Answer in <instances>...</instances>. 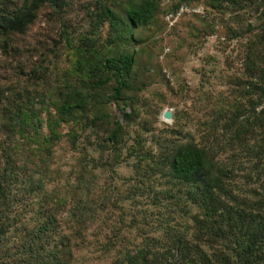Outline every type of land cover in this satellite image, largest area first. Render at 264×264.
I'll return each instance as SVG.
<instances>
[{
	"label": "trees",
	"instance_id": "obj_1",
	"mask_svg": "<svg viewBox=\"0 0 264 264\" xmlns=\"http://www.w3.org/2000/svg\"><path fill=\"white\" fill-rule=\"evenodd\" d=\"M107 1H100L90 17L92 36L108 28L107 43L112 47L104 52L94 38L73 43L60 15L63 0H0V48L5 53L13 36L26 34L39 13L50 6L59 19L60 40L75 55L57 88L49 84L48 68L39 65L31 70L55 106L49 137L43 134L37 114L26 113L6 96L7 91L23 95V88L0 92V150L4 151L0 157V264H71V240L58 238L61 216L66 212L79 234L97 219L100 202L91 195V186L82 182L84 173L113 169L122 162L123 151L126 159L137 158L136 172L145 179L141 183L156 193L153 207L158 222L139 244L119 249L120 254L104 264H264V0H206L216 11L248 7L258 17L257 25L248 23L243 30L248 39L242 69L227 81L233 102L225 98L211 112L212 119L199 122L194 132L184 134L176 122L170 134L152 133L154 153L143 149L139 134L129 137L133 118L140 114L137 94L147 87L140 85L136 70L143 43L137 33L154 23L161 8L158 0ZM184 1L167 8L164 18L181 5L202 7L192 5L194 0ZM215 32L211 26L207 33ZM230 32L240 35L235 28ZM59 47L54 42L51 50ZM109 104L120 109L123 122L107 110ZM60 123H72L68 140L81 154L83 171L71 191L46 193V171L37 177L42 170L30 166L29 152L15 138L27 139L31 149L36 145L34 155L51 154L64 137ZM41 163L48 167L45 157ZM161 179L165 183L158 190L156 183ZM22 185H26L23 190L40 196L36 219L30 224L12 221L19 195L15 191ZM69 199L74 204L65 208ZM18 232H22L19 244H12ZM116 237L108 240L105 252L118 249Z\"/></svg>",
	"mask_w": 264,
	"mask_h": 264
},
{
	"label": "rangeland",
	"instance_id": "obj_2",
	"mask_svg": "<svg viewBox=\"0 0 264 264\" xmlns=\"http://www.w3.org/2000/svg\"><path fill=\"white\" fill-rule=\"evenodd\" d=\"M100 1L63 0L60 15L65 29L74 37L75 45L79 38H94L98 46L108 52L112 47L107 43L108 28L101 29L94 36L90 32V17L97 12ZM179 2L185 1L158 0L161 10L154 23L137 33L143 43L139 47L136 70L140 85L146 84L147 87L137 94L135 105L140 114L138 118H133L129 138L133 139L139 134L141 142L145 144L143 149L152 153L156 148L151 144L152 133L170 134L176 122H179L177 129H182L184 134L188 130L194 132L199 122L212 119L211 114L225 98L233 102L227 81L242 69L248 39L243 30L248 23L258 24V17L251 14L248 7L216 11L206 0L191 2L192 5L200 4L203 13L181 16L170 24L163 12ZM211 26L216 32L209 34L207 32ZM231 28L238 30L240 35L232 36ZM60 35L58 16L54 15L50 6H46L26 34L13 36L9 52L5 53L0 48V92L7 89L16 92L23 88V95L7 91L6 96L10 101L18 102L26 113L38 115L46 137H49L50 126L55 121V106L50 96L41 89L44 85L39 82L41 80L36 79L35 82L31 70L39 65L48 68L51 72L49 84L54 88H57L60 79L67 76L75 55L72 49L66 47L65 41L60 40ZM54 42L60 46L55 52L51 50ZM107 110L123 122L116 105H107ZM126 111L130 112L131 109L127 108ZM165 111L172 113L171 120L163 118ZM71 125L59 124V132L64 137L54 146L51 154L43 152L34 155L32 149L36 145H31V149L27 139L20 135L15 138L29 152L30 166H38L42 170L37 177L42 178L46 171V193L55 190L68 192L72 185L79 182L78 176L83 171L79 162L81 154L74 151L68 140ZM146 130L150 132L146 133ZM2 152L0 150V157ZM126 154L123 151L122 162L111 170L106 167L84 173L82 182L91 186V195L100 203L96 206L99 213L97 219L88 223L81 234L76 228L73 229V222L63 212L58 238L66 236L71 240V264L110 263L120 254L119 249L133 248L142 241L143 235L157 226V209L153 207L156 193L141 183L145 179L136 172L137 158L127 156L126 159ZM93 155L99 156L98 153ZM42 157L47 160V168L42 166ZM161 180L156 183L158 190L165 183V179ZM25 186H19L15 191L19 195L13 205L12 221L22 220L30 224L36 219L35 208L39 207L40 196L23 190ZM84 191V196H87V190ZM73 204L74 201L69 199L65 208H71ZM21 234H13L12 244H19ZM114 235L120 246L105 252L108 240ZM22 264L31 263L26 261Z\"/></svg>",
	"mask_w": 264,
	"mask_h": 264
},
{
	"label": "built area",
	"instance_id": "obj_3",
	"mask_svg": "<svg viewBox=\"0 0 264 264\" xmlns=\"http://www.w3.org/2000/svg\"><path fill=\"white\" fill-rule=\"evenodd\" d=\"M192 13H198V14L203 13V8L201 7L190 8L186 5H181L176 11L167 14L165 20L170 24H174L176 20L179 19L181 16Z\"/></svg>",
	"mask_w": 264,
	"mask_h": 264
},
{
	"label": "water",
	"instance_id": "obj_4",
	"mask_svg": "<svg viewBox=\"0 0 264 264\" xmlns=\"http://www.w3.org/2000/svg\"><path fill=\"white\" fill-rule=\"evenodd\" d=\"M163 117L166 120H171L172 119V113L169 111H165Z\"/></svg>",
	"mask_w": 264,
	"mask_h": 264
},
{
	"label": "bare ground",
	"instance_id": "obj_5",
	"mask_svg": "<svg viewBox=\"0 0 264 264\" xmlns=\"http://www.w3.org/2000/svg\"><path fill=\"white\" fill-rule=\"evenodd\" d=\"M164 118V117H163Z\"/></svg>",
	"mask_w": 264,
	"mask_h": 264
}]
</instances>
